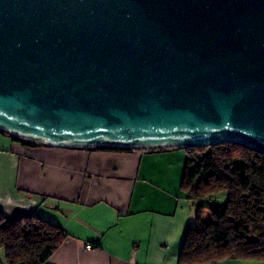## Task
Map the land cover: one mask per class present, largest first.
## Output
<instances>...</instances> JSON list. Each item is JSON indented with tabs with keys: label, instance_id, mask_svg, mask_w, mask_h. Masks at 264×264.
I'll use <instances>...</instances> for the list:
<instances>
[{
	"label": "water",
	"instance_id": "95a60500",
	"mask_svg": "<svg viewBox=\"0 0 264 264\" xmlns=\"http://www.w3.org/2000/svg\"><path fill=\"white\" fill-rule=\"evenodd\" d=\"M0 132L264 153V0H0Z\"/></svg>",
	"mask_w": 264,
	"mask_h": 264
},
{
	"label": "crops",
	"instance_id": "0c3cea01",
	"mask_svg": "<svg viewBox=\"0 0 264 264\" xmlns=\"http://www.w3.org/2000/svg\"><path fill=\"white\" fill-rule=\"evenodd\" d=\"M185 164L182 148L31 147L0 132V212L11 219L34 213L65 230L45 264H178L196 223L195 203L181 188ZM208 201L221 205L226 194Z\"/></svg>",
	"mask_w": 264,
	"mask_h": 264
},
{
	"label": "trees",
	"instance_id": "16d2710c",
	"mask_svg": "<svg viewBox=\"0 0 264 264\" xmlns=\"http://www.w3.org/2000/svg\"><path fill=\"white\" fill-rule=\"evenodd\" d=\"M5 134L22 145H44ZM182 149L186 164L181 188L195 203L196 223L186 230L178 264L264 261V153L239 143ZM221 193L226 194L223 204L202 203ZM207 211L212 223L203 220ZM66 237L65 230L34 213L11 219L0 212V250L6 264H45Z\"/></svg>",
	"mask_w": 264,
	"mask_h": 264
},
{
	"label": "rangeland",
	"instance_id": "374dc122",
	"mask_svg": "<svg viewBox=\"0 0 264 264\" xmlns=\"http://www.w3.org/2000/svg\"><path fill=\"white\" fill-rule=\"evenodd\" d=\"M202 203H208V204H210L211 206H212V205H219V204H214V203H212V202H209L208 200H205V201L202 202ZM205 222H207V223H212V222H213V218L211 217L210 214L208 215V217L205 218Z\"/></svg>",
	"mask_w": 264,
	"mask_h": 264
},
{
	"label": "built area",
	"instance_id": "2783aa9c",
	"mask_svg": "<svg viewBox=\"0 0 264 264\" xmlns=\"http://www.w3.org/2000/svg\"><path fill=\"white\" fill-rule=\"evenodd\" d=\"M87 248H89V249H90V248H92V246L88 245V246H87Z\"/></svg>",
	"mask_w": 264,
	"mask_h": 264
}]
</instances>
